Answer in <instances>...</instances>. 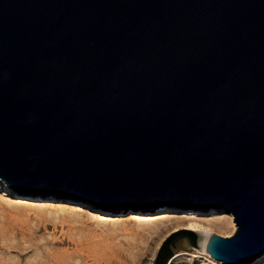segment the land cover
Returning a JSON list of instances; mask_svg holds the SVG:
<instances>
[{"label": "water", "instance_id": "1", "mask_svg": "<svg viewBox=\"0 0 264 264\" xmlns=\"http://www.w3.org/2000/svg\"><path fill=\"white\" fill-rule=\"evenodd\" d=\"M0 182L110 213L230 214L264 252V0H0ZM198 248L191 230L175 242ZM199 249V248H198Z\"/></svg>", "mask_w": 264, "mask_h": 264}, {"label": "rangeland", "instance_id": "2", "mask_svg": "<svg viewBox=\"0 0 264 264\" xmlns=\"http://www.w3.org/2000/svg\"><path fill=\"white\" fill-rule=\"evenodd\" d=\"M3 186L7 185L0 182V264H153L164 237L173 231L187 230L184 227L190 222L209 226L212 233L219 236L232 234L224 228L228 221L226 216L231 215L223 211L211 210L226 218L212 217L205 222L200 218L207 212L166 207V220L159 217L160 209L157 208L138 211L153 220L160 218L157 224L129 223L124 227H112L90 219L87 213L117 217L128 216L129 212H105L88 203L62 197L18 194L8 186L10 192H5ZM24 202L52 203L65 209L54 211L49 206L37 204L26 207ZM181 213L189 214L175 215ZM196 228L194 233L199 234L201 227ZM183 242L185 239L175 242L168 264H214L206 260L204 252L184 246ZM247 264H264V256Z\"/></svg>", "mask_w": 264, "mask_h": 264}, {"label": "bare ground", "instance_id": "3", "mask_svg": "<svg viewBox=\"0 0 264 264\" xmlns=\"http://www.w3.org/2000/svg\"><path fill=\"white\" fill-rule=\"evenodd\" d=\"M3 190L5 192L9 191V188L7 186H3ZM10 192V191H9ZM5 194V193H4ZM38 196V195H36ZM37 200V199H36ZM73 200V199H71ZM46 201V200H45ZM23 203V202H22ZM24 204L26 205H30V206H35L36 204L41 206V207H46V206H49L52 210L54 211H63L65 209L64 206H61V205H57V204H44V203H36V202H24ZM160 209V218H164L167 220V217H166V214H167V208L166 207H159ZM212 210V209H211ZM209 210L207 213L208 214H204V218H200L201 220L205 221V222H209L210 219L212 217H215L217 219H219L220 217L224 216L225 215H215V213L213 211ZM127 212H129V215L128 216H117V217H104V216H101L99 214H96V213H93V212H88V216L90 217V219L92 220H96V221H102L104 222L105 224L109 225V226H112V227H124L126 225H128L129 223H135L137 225H144V224H157L160 222V218H158V220H153V218H149L147 214H143V213H140L138 212L137 210H126ZM189 211V210H187ZM191 211V210H190ZM211 211V212H210ZM107 212V211H105ZM158 212V213H159ZM210 212V213H209ZM166 213V214H165ZM192 213V212H191ZM189 213H181V214H175L177 217H184V216H187ZM228 218V221H226L225 218ZM224 218V220L226 221L225 224H224V228L227 229L229 232H233L234 229H235V225L234 223L232 222V217L231 216H226ZM222 218H220L221 220ZM212 220V219H211ZM213 222V221H212ZM220 223V222H219ZM212 225V224H211ZM210 225V226H211ZM223 225V223H222ZM197 226H200L201 227V232H199V234H196V243L198 245V248L200 251H202L203 249V244H204V240H205V237H206V234L207 233H212V228H210L209 226H201V225H196L192 222H190L188 225H186V228L187 230H191L193 232L197 231ZM222 227V226H221ZM220 229V228H219ZM226 230V231H227ZM216 234V233H214ZM184 240V239H183ZM204 252V255L206 257V260H208V262H213L214 264H219L220 261L218 260H215L213 259L212 257L209 256L208 253H206L205 251H202ZM264 256V252L262 254H260L258 257H256L254 260H256L257 258H263ZM171 259V258H170ZM169 259V260H170ZM168 260V261H169ZM253 260V261H254ZM168 261H167V264H168ZM219 262V263H218Z\"/></svg>", "mask_w": 264, "mask_h": 264}]
</instances>
